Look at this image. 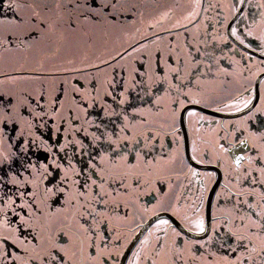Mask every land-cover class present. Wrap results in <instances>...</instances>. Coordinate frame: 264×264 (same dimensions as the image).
I'll list each match as a JSON object with an SVG mask.
<instances>
[{
	"label": "snow or ice",
	"instance_id": "1",
	"mask_svg": "<svg viewBox=\"0 0 264 264\" xmlns=\"http://www.w3.org/2000/svg\"><path fill=\"white\" fill-rule=\"evenodd\" d=\"M117 4L56 0L48 15L47 3L3 0L13 15L0 16V58L30 55L54 36L57 43L74 35L94 46L89 29L115 21ZM230 7L219 27L206 23L202 35L185 37L183 55L171 42L167 54L143 51L142 38L79 67L68 60L54 71L42 62L15 75L0 72V82H41L35 95L0 91V264H196L203 254L202 264H220L211 259L218 253L223 264H264V0H232ZM208 8L195 0L184 20L198 27ZM135 11L132 5L127 18ZM173 27L188 32L180 21ZM138 50L137 66L125 76L119 61ZM105 68L111 75L102 84L85 76ZM246 75L256 77L238 101L246 111L213 129L214 139L201 141L211 147L201 150L188 133L195 106L209 107L203 97ZM178 159L186 183L165 206L181 176ZM244 161L249 167L242 169ZM213 176L215 186L207 188L204 177ZM138 209L147 218L136 224Z\"/></svg>",
	"mask_w": 264,
	"mask_h": 264
},
{
	"label": "flooded vegetation",
	"instance_id": "2",
	"mask_svg": "<svg viewBox=\"0 0 264 264\" xmlns=\"http://www.w3.org/2000/svg\"><path fill=\"white\" fill-rule=\"evenodd\" d=\"M30 2H36L41 6L44 3H47L49 8L48 15L53 14L56 10V0H30ZM231 2L232 0H201L203 7L208 8L209 4L213 5V7L208 8L207 12H200V16L198 17V27H193L192 25L187 24L184 17L187 16L189 12L194 11L195 0H118L117 7L112 10L116 14V20L110 21L108 24L100 22L89 29L93 36L94 46L89 45L85 40L74 35H69L57 43V39L54 36L51 43L40 46L30 55L24 56L13 54L0 58V72H8L15 75V69H38L41 67L42 62L45 70L54 71L58 67L65 66L66 61L68 60H73L74 66L79 67L81 66L80 62L83 60L96 62L97 57L106 59L109 54L115 55V53L121 48H127L128 45L132 44L134 41H140L143 43L144 40L142 38H145L148 41L143 51L154 52L155 49L159 47L165 54H167V49L171 42V45L177 46L181 49L179 54L183 55V52L186 51L183 48L185 37L187 36L189 40H192V38L197 36L198 33L202 35L205 32L206 23L219 27L217 20L230 15ZM253 2H255V0H253ZM2 4L3 0H0V16L7 15L11 17L13 15L12 11L10 9H3ZM120 5H123V8H121ZM132 5L136 6V11L134 13V18L128 19L127 15L131 11ZM216 5H220V7H216ZM195 10L199 11V9ZM218 12L221 13L219 17L217 16ZM165 13H167L166 16ZM157 21L159 23H157ZM177 21L186 25L188 28L187 33L173 27ZM193 23L196 24L197 22L193 21ZM150 24H156V27L150 28ZM162 29H169L172 34L165 35L162 32ZM221 31H223V29H221ZM151 33H156L160 35L161 38L159 40H153ZM193 43L195 44L196 41L193 40ZM140 55L141 52L138 50L119 61V64L124 65L126 68L124 73L125 76L131 72L133 67L137 66L134 62V58H139ZM258 70L259 65L255 64L252 69L253 73ZM106 75H111V69L105 68L100 73L92 72L90 76L85 74L89 79L91 77H97L101 84ZM119 76L120 70L117 68V79H119ZM254 79H256V77L246 75L245 77L238 79L237 82L233 83L227 89L220 90L217 88L215 92H211L209 95L202 98L203 102H206L209 107L203 108L201 105L195 106L198 109V115L192 118V122L188 127V133L189 139L195 140L199 144L201 150L206 146L211 147L210 145L201 143V141L203 140L206 142L214 139L213 129H218L221 125L229 122H237L243 112L246 111L243 109V105L239 104L238 101L239 99L246 98L244 89L250 86L254 87ZM44 83L47 87L51 88L54 82L45 81ZM40 86L41 82L39 80L23 81L15 84L3 81L0 82V91L8 92L18 90L19 88H27L35 95L40 90ZM226 104L229 107L225 108L224 105ZM217 108H221L222 111H215ZM236 108H240L241 111H236ZM200 115H204L208 119L215 120L219 123H212L210 126L208 119L205 121L199 120ZM178 155L183 157V147L178 150ZM205 167L206 166L203 165L200 166V171L202 173L204 172ZM247 167H249V164L247 161H244L241 168L243 169ZM175 170L180 172L181 176L174 185L171 195L166 199L165 206L174 203L175 197L182 191L181 185L186 183L184 180V173H187V167L183 166L182 161L179 159ZM191 179L193 181L192 192L194 195H191L189 200H195L196 196L199 195V192L197 191V178L191 177ZM204 179L206 187L212 188L215 186V180L217 177L213 176L210 179L204 177ZM226 182L227 181L221 179V183ZM229 187L232 188L233 185L230 184ZM216 190L220 191V188L217 187ZM233 190L236 191L238 189L233 188ZM259 191L260 189L257 188V199ZM204 195L207 197L209 193L205 192ZM226 207H230V205ZM201 212L206 216V208H202ZM214 213L216 215L219 214L218 212H215V210ZM146 218L147 215L143 210L138 209L134 213L133 222L139 224L142 219ZM192 218L194 219L195 217ZM129 227H131V224H129ZM222 255L223 253H218L217 256L212 257L211 259L213 261H220V264H223ZM206 259H208L206 254H203L196 264H202Z\"/></svg>",
	"mask_w": 264,
	"mask_h": 264
}]
</instances>
